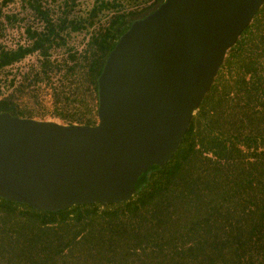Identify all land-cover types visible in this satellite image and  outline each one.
<instances>
[{
	"label": "trees",
	"instance_id": "trees-1",
	"mask_svg": "<svg viewBox=\"0 0 264 264\" xmlns=\"http://www.w3.org/2000/svg\"><path fill=\"white\" fill-rule=\"evenodd\" d=\"M76 1L67 0L65 16ZM163 1L123 10L120 0H96L91 24L98 12H114L82 54H70L73 65L66 69L90 91L96 113L98 78L108 54L133 20ZM36 10L47 18L40 6ZM61 18L44 30L28 29L29 45L2 48L0 68L39 50L41 66L25 77H49L54 67L49 49L65 42L59 29L67 20ZM72 23L74 30L83 27ZM66 99L57 93L59 116L95 124L85 120L86 112L64 113L70 106ZM0 112L31 117L9 95L0 99ZM136 187L125 202L58 211L0 197V264H242V35L174 157L165 167L154 164L142 173ZM243 264H264V5L243 31Z\"/></svg>",
	"mask_w": 264,
	"mask_h": 264
},
{
	"label": "water",
	"instance_id": "water-1",
	"mask_svg": "<svg viewBox=\"0 0 264 264\" xmlns=\"http://www.w3.org/2000/svg\"><path fill=\"white\" fill-rule=\"evenodd\" d=\"M264 0H243V31ZM242 35V0H164L132 21L98 78V122L0 112V197L38 210L121 203L165 167Z\"/></svg>",
	"mask_w": 264,
	"mask_h": 264
},
{
	"label": "rangeland",
	"instance_id": "rangeland-1",
	"mask_svg": "<svg viewBox=\"0 0 264 264\" xmlns=\"http://www.w3.org/2000/svg\"><path fill=\"white\" fill-rule=\"evenodd\" d=\"M102 1L110 2L112 0ZM120 1L123 10L141 8L150 3V0ZM95 2L96 0H77L75 5L69 7L70 12L65 16L64 10L67 8V0H0V50L7 47L11 48L13 45H20L21 43L24 45L28 44V29L32 31L44 30L49 22L59 23L62 20L61 17L67 20L66 27L59 29L61 36L65 37V42L59 40L62 43L61 46L55 44L49 49L50 58L54 66L49 72V77L45 75L39 80H34L33 75L28 78L25 77L32 69L41 66V52L37 50L38 52L30 53L19 61L21 63L18 66L25 67L22 71H26L25 73L21 72L19 74V69L5 72L7 69L5 67L1 70L0 82L5 75H9L12 79L17 76L18 78L23 77V83L16 88L8 87L7 85L4 87L0 86V95L3 97L11 96L21 109L33 118L68 124L72 119L62 118L57 114L59 111L57 108V93L62 91L68 97L66 100L70 104L68 106L69 111L64 113L72 116V113L76 111L86 112L85 120L92 119L97 123L99 118L95 110L94 99L90 96V91L82 86V80L76 72L73 74L66 72V69L69 70L70 66L73 65V61L69 58L70 54L75 50L79 51L78 55L82 54L87 48L92 34L103 23L107 22L114 12V10L108 9L98 12L93 18V24H91L92 19L89 18V13ZM70 4L71 1L69 2ZM38 6L47 12L48 19L38 13L36 10ZM72 21L75 23L82 22L83 27L74 30ZM60 99L62 101L65 98L62 95ZM60 103L63 104L62 102ZM84 105H88V111L85 110ZM73 123L80 122L75 121Z\"/></svg>",
	"mask_w": 264,
	"mask_h": 264
},
{
	"label": "built area",
	"instance_id": "built-area-1",
	"mask_svg": "<svg viewBox=\"0 0 264 264\" xmlns=\"http://www.w3.org/2000/svg\"><path fill=\"white\" fill-rule=\"evenodd\" d=\"M22 30H24V28H22ZM25 36H26V34H25ZM28 37V36H27ZM28 39V44H26V45H29L32 41H31V39H29V38H27ZM20 45H24V44H20ZM20 45H13V47H11V48H5V49H7V50H14V49H17ZM26 45H24V46H26ZM35 52H38V51H35ZM34 53V52H33ZM20 61V60H19ZM19 61H15V62H13V63H11V64H9V65H6L5 66V68H7L6 70H5V72L6 71H16L17 69H19L20 70V72H19V74L23 71V69L25 68V67H23V66H18L21 62H19ZM4 68V67H3ZM3 68H0V73H1V70L3 69ZM27 68V67H26ZM28 70V69H27ZM26 71H24V72H22V73H25ZM23 83V77H19L18 78V76L16 77V78H11L9 75L8 76H4L3 77V79H2V81L0 82V86L1 87H4L5 85H7L8 87L9 86H11L12 88H16V87H18L20 84H22ZM3 98V96L2 95H0V99H2Z\"/></svg>",
	"mask_w": 264,
	"mask_h": 264
}]
</instances>
